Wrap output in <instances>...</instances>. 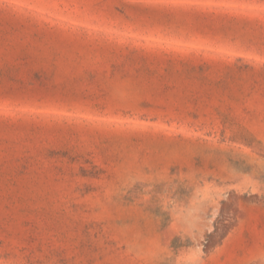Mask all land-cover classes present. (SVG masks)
<instances>
[{
    "label": "rangeland",
    "instance_id": "obj_1",
    "mask_svg": "<svg viewBox=\"0 0 264 264\" xmlns=\"http://www.w3.org/2000/svg\"><path fill=\"white\" fill-rule=\"evenodd\" d=\"M0 264H264V0H0Z\"/></svg>",
    "mask_w": 264,
    "mask_h": 264
}]
</instances>
